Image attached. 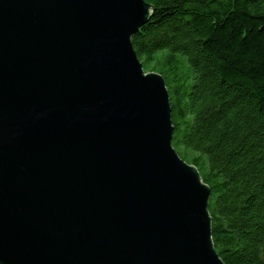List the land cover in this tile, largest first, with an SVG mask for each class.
Returning <instances> with one entry per match:
<instances>
[{
    "label": "water",
    "instance_id": "water-1",
    "mask_svg": "<svg viewBox=\"0 0 264 264\" xmlns=\"http://www.w3.org/2000/svg\"><path fill=\"white\" fill-rule=\"evenodd\" d=\"M146 0H0V264H226L173 145Z\"/></svg>",
    "mask_w": 264,
    "mask_h": 264
},
{
    "label": "trees",
    "instance_id": "trees-1",
    "mask_svg": "<svg viewBox=\"0 0 264 264\" xmlns=\"http://www.w3.org/2000/svg\"><path fill=\"white\" fill-rule=\"evenodd\" d=\"M132 37L169 89L173 145L211 187L226 264H264V0H146Z\"/></svg>",
    "mask_w": 264,
    "mask_h": 264
},
{
    "label": "rangeland",
    "instance_id": "rangeland-1",
    "mask_svg": "<svg viewBox=\"0 0 264 264\" xmlns=\"http://www.w3.org/2000/svg\"><path fill=\"white\" fill-rule=\"evenodd\" d=\"M145 70H146V71H151V70H149V69H146V68H145Z\"/></svg>",
    "mask_w": 264,
    "mask_h": 264
}]
</instances>
